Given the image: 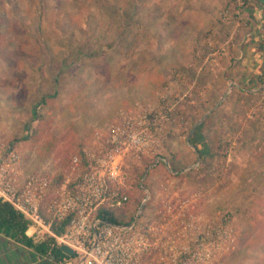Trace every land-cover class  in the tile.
Here are the masks:
<instances>
[{
    "label": "rangeland",
    "instance_id": "rangeland-1",
    "mask_svg": "<svg viewBox=\"0 0 264 264\" xmlns=\"http://www.w3.org/2000/svg\"><path fill=\"white\" fill-rule=\"evenodd\" d=\"M245 1L237 14L235 0H43L44 49L40 10L6 0L0 143L18 152L22 177L57 174L43 140L25 142L36 113L49 112L61 138L152 112L158 156L125 162L129 180L130 164H147L145 182L154 170L141 219L165 227L163 205L178 209L181 262L264 264V237L247 222L264 195V153L254 157L264 151V0Z\"/></svg>",
    "mask_w": 264,
    "mask_h": 264
},
{
    "label": "built area",
    "instance_id": "built-area-1",
    "mask_svg": "<svg viewBox=\"0 0 264 264\" xmlns=\"http://www.w3.org/2000/svg\"><path fill=\"white\" fill-rule=\"evenodd\" d=\"M235 1L239 14L246 1ZM160 136L154 113L120 114L105 132H95L84 161L74 156L56 186L46 174L22 177L18 152L0 143V200L29 222L28 235L36 242L50 240L51 247L73 251L61 264H194L189 258L181 262V214L171 202L161 201L165 227L141 219L142 207L152 198L144 178L139 185L143 196L131 222L115 225L98 215L102 208L119 209L128 202L132 184L125 162L157 155ZM159 162L164 159L158 157L152 165Z\"/></svg>",
    "mask_w": 264,
    "mask_h": 264
},
{
    "label": "trees",
    "instance_id": "trees-1",
    "mask_svg": "<svg viewBox=\"0 0 264 264\" xmlns=\"http://www.w3.org/2000/svg\"><path fill=\"white\" fill-rule=\"evenodd\" d=\"M15 3V0H13ZM17 1V0H16ZM5 2L6 0H0V25L9 22L8 16L5 14ZM28 3L36 6L40 11L38 17L37 31L38 40L42 43L44 49H46L47 41L50 39L49 34H45L43 26L41 25V16L45 10V4L43 0H28ZM78 7H80L78 5ZM81 12L80 8L78 9ZM264 15V5L262 8ZM41 46V47H42ZM56 98V94L44 95L41 97L40 105L45 108H50V104L53 103ZM37 121L36 126L31 128V132L28 134L25 142H34L43 140L42 144L45 146L49 153H52L55 159L56 176L52 177V185L56 186L62 179V174L68 169L71 159L76 156L80 161H84L86 150L90 149L92 141L94 139L95 129L89 125H84L81 130H77L74 126L71 127L67 133L58 138L50 132V124L52 118L49 116V112L46 114H35ZM13 146V145H12ZM198 151V150H197ZM264 151L256 154L254 157L257 159L263 155ZM198 155L201 157V154ZM198 156V157H199ZM130 163L126 161V165ZM132 166L130 173V183L132 188L129 191V200L122 208L119 209H100L98 215L105 221L115 224L123 225L128 224L134 219L135 211L140 205L141 198L143 196L140 189V181L144 176L145 170L148 167L147 164L143 165L141 169L136 164H130ZM159 165V164H158ZM157 167V166H156ZM127 170L126 166L124 167ZM155 168V166H154ZM129 169V168H128ZM146 173V182L144 181V187H151L153 168ZM135 175V176H133ZM143 183V184H144ZM247 222L249 225L257 229L264 237V195H261L254 208L251 209L247 216ZM29 222L25 220L22 215L16 211L9 203L0 200V238L6 239L15 245H19L25 249L33 251L39 257L47 259L55 264H61L64 259H68L69 256L64 254L60 247H51L50 240L43 242H36L32 237L28 235ZM55 231H59L56 225L53 227ZM250 239L246 241L249 242ZM259 248H264V242H261ZM264 250V249H263Z\"/></svg>",
    "mask_w": 264,
    "mask_h": 264
},
{
    "label": "crops",
    "instance_id": "crops-1",
    "mask_svg": "<svg viewBox=\"0 0 264 264\" xmlns=\"http://www.w3.org/2000/svg\"><path fill=\"white\" fill-rule=\"evenodd\" d=\"M0 264H55L33 251L0 238Z\"/></svg>",
    "mask_w": 264,
    "mask_h": 264
},
{
    "label": "water",
    "instance_id": "water-1",
    "mask_svg": "<svg viewBox=\"0 0 264 264\" xmlns=\"http://www.w3.org/2000/svg\"><path fill=\"white\" fill-rule=\"evenodd\" d=\"M60 249L66 255H69V256L73 255V251L66 246H61Z\"/></svg>",
    "mask_w": 264,
    "mask_h": 264
}]
</instances>
